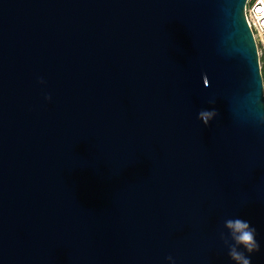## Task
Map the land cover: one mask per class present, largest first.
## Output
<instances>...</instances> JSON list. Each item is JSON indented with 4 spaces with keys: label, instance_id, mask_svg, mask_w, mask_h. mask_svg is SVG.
<instances>
[{
    "label": "water",
    "instance_id": "water-1",
    "mask_svg": "<svg viewBox=\"0 0 264 264\" xmlns=\"http://www.w3.org/2000/svg\"><path fill=\"white\" fill-rule=\"evenodd\" d=\"M247 3L0 0V264H264Z\"/></svg>",
    "mask_w": 264,
    "mask_h": 264
},
{
    "label": "clouds",
    "instance_id": "clouds-1",
    "mask_svg": "<svg viewBox=\"0 0 264 264\" xmlns=\"http://www.w3.org/2000/svg\"><path fill=\"white\" fill-rule=\"evenodd\" d=\"M216 112L202 111L199 118L205 125L216 116ZM226 228L229 230L232 243L228 244V255L234 264H251V254L260 251V245L256 239V229L250 225L249 222L236 218L234 220L226 221ZM247 254V255H246ZM168 259H172L169 257Z\"/></svg>",
    "mask_w": 264,
    "mask_h": 264
},
{
    "label": "built area",
    "instance_id": "built-area-1",
    "mask_svg": "<svg viewBox=\"0 0 264 264\" xmlns=\"http://www.w3.org/2000/svg\"><path fill=\"white\" fill-rule=\"evenodd\" d=\"M258 9H260V11H258ZM245 15L257 46L260 70L264 84V2H262V0H248Z\"/></svg>",
    "mask_w": 264,
    "mask_h": 264
},
{
    "label": "snow or ice",
    "instance_id": "snow-or-ice-1",
    "mask_svg": "<svg viewBox=\"0 0 264 264\" xmlns=\"http://www.w3.org/2000/svg\"><path fill=\"white\" fill-rule=\"evenodd\" d=\"M262 2H264V0H262ZM258 11H260V9H258Z\"/></svg>",
    "mask_w": 264,
    "mask_h": 264
}]
</instances>
